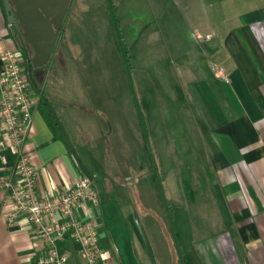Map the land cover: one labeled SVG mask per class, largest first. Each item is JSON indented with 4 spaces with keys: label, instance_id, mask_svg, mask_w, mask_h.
<instances>
[{
    "label": "crops",
    "instance_id": "1",
    "mask_svg": "<svg viewBox=\"0 0 264 264\" xmlns=\"http://www.w3.org/2000/svg\"><path fill=\"white\" fill-rule=\"evenodd\" d=\"M209 6L208 25L201 18L194 29L198 34H214L206 46L208 68L187 85L197 108L188 115V124L197 137L196 157L202 153L208 161L210 199L204 202L198 196L202 203L193 209L196 218L186 217V225L182 219L175 239H160V251L165 253L156 255L139 214L144 210L147 215L151 209L145 207L137 188L129 191L130 198L121 204L123 200L115 191L124 187L128 177L105 172L104 194L97 189L99 207L87 206L81 212L83 217L93 215L98 220L100 245L107 255V262L99 264H264V0H209ZM191 32L193 38L196 33ZM18 38V29L8 21L0 0V68L5 50L13 49L24 59L27 72ZM72 49L70 42L58 47L56 43L51 56L58 59L56 68L48 69L51 59L43 73L35 68L37 85L32 84L31 89L33 127L26 150L39 174V192L47 196L85 175L93 177L98 171L87 159L86 149L113 150L119 130L124 127L123 134L130 121L136 123L133 110L121 113L87 108L80 98L74 100L60 89L55 71L70 70L67 60ZM210 61L223 65L231 80L219 79ZM125 101L129 105L130 97ZM108 123L112 139L105 131ZM96 157L93 162L99 164V153ZM5 167L0 158V176L8 173ZM7 204L0 189V264H36L43 245L25 217L15 226L8 225ZM152 219L151 229L158 224ZM62 248L68 255L67 264H91L74 240L67 239Z\"/></svg>",
    "mask_w": 264,
    "mask_h": 264
},
{
    "label": "rangeland",
    "instance_id": "2",
    "mask_svg": "<svg viewBox=\"0 0 264 264\" xmlns=\"http://www.w3.org/2000/svg\"><path fill=\"white\" fill-rule=\"evenodd\" d=\"M210 7L209 0H72L57 42V47L70 42L73 48L67 60L70 70L55 71L65 94L80 98L87 108L135 112L136 123L130 121L123 134L121 126L113 150L86 149L87 159L98 171L97 176L91 172V178L103 194L105 172L128 177L115 191L121 204L130 198L129 191L139 190L151 209L147 215L144 210L139 213L141 225L156 255L165 253L160 239H175L181 220L186 225V217L196 218L193 209L202 203L198 196L204 202L210 199L208 161L202 153L196 157L197 137L188 124L196 106L187 85L208 68L209 40L200 41L208 33L194 29L201 18L208 25ZM189 31L196 33L193 38ZM57 60L54 55L48 69L56 68ZM204 72L212 77L207 69ZM106 126L112 139L113 130L109 123ZM151 218L158 222L153 229Z\"/></svg>",
    "mask_w": 264,
    "mask_h": 264
},
{
    "label": "built area",
    "instance_id": "3",
    "mask_svg": "<svg viewBox=\"0 0 264 264\" xmlns=\"http://www.w3.org/2000/svg\"><path fill=\"white\" fill-rule=\"evenodd\" d=\"M212 38L213 33H208L202 35L200 41ZM3 60L0 68V158L8 173L0 176V189L6 194L8 225L15 226L25 217L34 227L35 236L43 245L36 264H67L68 255L62 244L69 238L80 244L91 264L106 263L96 216L81 215L87 206L99 207L101 203L93 179L85 175L65 184L54 195L39 192V174L26 150L33 127L32 83L24 59L16 50H5ZM209 66L219 79L231 80L223 65L210 61Z\"/></svg>",
    "mask_w": 264,
    "mask_h": 264
},
{
    "label": "water",
    "instance_id": "4",
    "mask_svg": "<svg viewBox=\"0 0 264 264\" xmlns=\"http://www.w3.org/2000/svg\"><path fill=\"white\" fill-rule=\"evenodd\" d=\"M8 21L18 28L22 24V42L34 50L30 56L22 43L27 62V75L36 86L35 68H44L51 59L58 37L62 31L71 0H3ZM21 42V39L18 38Z\"/></svg>",
    "mask_w": 264,
    "mask_h": 264
},
{
    "label": "flooded vegetation",
    "instance_id": "5",
    "mask_svg": "<svg viewBox=\"0 0 264 264\" xmlns=\"http://www.w3.org/2000/svg\"><path fill=\"white\" fill-rule=\"evenodd\" d=\"M18 32H19V38L21 39V44L23 43L22 42V40H23V35H24V29H23V27H22V24L19 22L18 23ZM61 34V33H60ZM60 36V35H59ZM58 39H59V37H58ZM57 42H58V40H57ZM56 42V43H57ZM24 44V46H25V50H26V52L30 55V56H34V50L32 49V47H31V45L29 44V43H27V42H25V43H23Z\"/></svg>",
    "mask_w": 264,
    "mask_h": 264
},
{
    "label": "trees",
    "instance_id": "6",
    "mask_svg": "<svg viewBox=\"0 0 264 264\" xmlns=\"http://www.w3.org/2000/svg\"><path fill=\"white\" fill-rule=\"evenodd\" d=\"M127 51H124L123 50V53H124V55H125V57H126V59H127V53H126ZM9 159H12V156L11 155H9Z\"/></svg>",
    "mask_w": 264,
    "mask_h": 264
}]
</instances>
